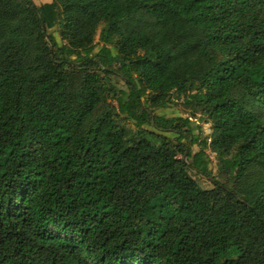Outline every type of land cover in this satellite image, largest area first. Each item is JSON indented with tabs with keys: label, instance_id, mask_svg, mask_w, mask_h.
<instances>
[{
	"label": "trees",
	"instance_id": "1",
	"mask_svg": "<svg viewBox=\"0 0 264 264\" xmlns=\"http://www.w3.org/2000/svg\"><path fill=\"white\" fill-rule=\"evenodd\" d=\"M0 264H264V0H0Z\"/></svg>",
	"mask_w": 264,
	"mask_h": 264
},
{
	"label": "rangeland",
	"instance_id": "2",
	"mask_svg": "<svg viewBox=\"0 0 264 264\" xmlns=\"http://www.w3.org/2000/svg\"><path fill=\"white\" fill-rule=\"evenodd\" d=\"M32 1L35 5H40V4L51 2V0H32ZM48 33L53 35L57 39V41H59L58 27H55L51 30H48ZM112 83L116 87V89L127 90V87L125 86L124 82L118 77L113 78ZM182 103H183L182 100H178L175 102V104H174V106H172V108L156 111L155 114L167 116V117H190L193 127H198V128H195L194 134L198 133L201 140H208V138L210 137V134H211L210 124L207 123L204 118H199L200 115L198 113H195V118L192 117V114L194 112L192 110L186 108ZM112 105H115V103L112 102ZM118 123L121 126H123L124 128L130 130L131 132H135V127L133 126V124L131 122L125 120V118L123 116H120L118 118ZM147 129L153 130L152 128H147ZM168 136L173 140V142L175 141V139L177 137L176 134H168ZM192 151L196 152L197 147L194 146L192 148ZM206 152L212 161L211 170H212L213 178L225 186L231 185L232 181H231L230 177L225 172L220 170L214 154L211 153L209 150H207ZM188 174L192 179H194L196 182H198L202 188H204V189L213 188V184L210 181V179L204 177L203 175H200L199 173H197L196 170L189 168Z\"/></svg>",
	"mask_w": 264,
	"mask_h": 264
},
{
	"label": "crops",
	"instance_id": "3",
	"mask_svg": "<svg viewBox=\"0 0 264 264\" xmlns=\"http://www.w3.org/2000/svg\"><path fill=\"white\" fill-rule=\"evenodd\" d=\"M41 5V4H40ZM37 6H39V5H37Z\"/></svg>",
	"mask_w": 264,
	"mask_h": 264
}]
</instances>
